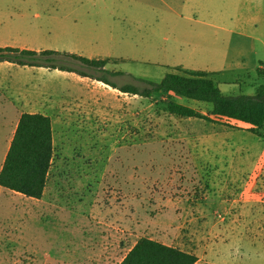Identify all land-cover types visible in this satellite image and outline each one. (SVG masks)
<instances>
[{
  "label": "rangeland",
  "instance_id": "rangeland-1",
  "mask_svg": "<svg viewBox=\"0 0 264 264\" xmlns=\"http://www.w3.org/2000/svg\"><path fill=\"white\" fill-rule=\"evenodd\" d=\"M192 2L193 19L256 37L252 70L207 71L225 94H255L264 85V0H203V9L201 0ZM155 3L0 0V46L108 58L106 68L121 74L64 60L142 90L150 87L144 80L158 83L168 72L187 70L176 65L206 69L222 59L207 54L215 48L208 42L195 53L197 40L215 37L222 52L228 33L160 17ZM213 11L216 18L208 14ZM74 76L0 62V172L24 113L49 115L54 130L43 196L0 185V264H117L142 237L201 259L208 231L216 237L224 216L223 199L264 197V137L249 124L172 114L169 100L214 117L212 103L170 90L145 97L90 81L93 95L86 98L83 81Z\"/></svg>",
  "mask_w": 264,
  "mask_h": 264
},
{
  "label": "trees",
  "instance_id": "trees-1",
  "mask_svg": "<svg viewBox=\"0 0 264 264\" xmlns=\"http://www.w3.org/2000/svg\"><path fill=\"white\" fill-rule=\"evenodd\" d=\"M79 61L84 66L108 75H119L106 68L109 59L90 58L74 52L54 49H30L19 46H0V62L21 66L45 67L91 77L123 92L151 97L160 90H170L181 96L213 104L211 115H203L195 108L174 100L166 103L172 114L197 117L208 121L232 119L250 125V131L264 137V85L255 94L228 95L204 70L187 69L182 73L168 72L160 82L144 80L150 87L139 89L133 84L119 86L105 75H98L75 67L64 59ZM54 130L52 118L44 113H24L18 123L9 152L0 172V185L41 198L52 167ZM121 264H201L199 257L189 251L169 246L149 237L140 238Z\"/></svg>",
  "mask_w": 264,
  "mask_h": 264
},
{
  "label": "crops",
  "instance_id": "crops-1",
  "mask_svg": "<svg viewBox=\"0 0 264 264\" xmlns=\"http://www.w3.org/2000/svg\"><path fill=\"white\" fill-rule=\"evenodd\" d=\"M155 1L160 17L169 16L170 18L181 19L185 22L194 20L201 24V27H218L220 30L228 33L227 41L222 52L216 51L217 46L214 45V43H216L217 39L215 37L209 36L205 38L202 37V35L198 36L196 51L194 50L195 53H201L197 51H201L203 43L208 42L209 45L215 47L214 49L210 48L208 50V55H212L213 57L223 56L221 60H213V64L215 65L208 64L206 69H196L185 64L176 66H183L190 70L211 72L251 69L257 66V55H255L256 37L250 35L248 31L231 28V26L225 24H217L201 17L193 19V15L195 14L193 12V7L195 6L192 2L193 0ZM202 1L203 0L199 3V0H197L199 3L197 5L200 6L199 9L206 7L202 4ZM142 4L145 8L150 7L149 3L142 2ZM203 13L206 16L205 12ZM208 14L215 15V18L217 16L215 11H213V13L209 12ZM233 21L235 23L239 22L238 19H236V21L233 19ZM229 24H231V22ZM248 59H253L254 63L251 64L247 61ZM259 66L260 65H258V67ZM62 72L73 76L75 75L74 77H80L81 81H83L81 83L83 90L87 91L86 98L93 95V84L90 81L110 86L103 81L91 77H83L74 72ZM222 201L221 206L224 209V216L221 220H218L216 237L211 235L210 230L208 231L206 236L207 244L204 246L206 256L201 259L199 258V262L201 264H264V197L246 198L243 195L232 194ZM78 229H80L79 234H81L84 228H77V232ZM150 238L153 239L152 237ZM162 243L173 246L167 242ZM133 247L129 249L127 252L128 254ZM127 253L117 264H121L124 261L128 255ZM197 256L199 257V254H197Z\"/></svg>",
  "mask_w": 264,
  "mask_h": 264
}]
</instances>
